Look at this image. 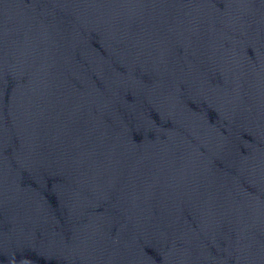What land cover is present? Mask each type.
<instances>
[{"label": "water", "instance_id": "obj_1", "mask_svg": "<svg viewBox=\"0 0 264 264\" xmlns=\"http://www.w3.org/2000/svg\"><path fill=\"white\" fill-rule=\"evenodd\" d=\"M0 264H264V0H0Z\"/></svg>", "mask_w": 264, "mask_h": 264}]
</instances>
